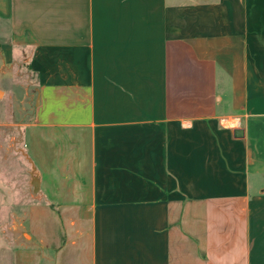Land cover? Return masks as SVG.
Here are the masks:
<instances>
[{"label": "crops", "instance_id": "0c3cea01", "mask_svg": "<svg viewBox=\"0 0 264 264\" xmlns=\"http://www.w3.org/2000/svg\"><path fill=\"white\" fill-rule=\"evenodd\" d=\"M22 69L23 264H264V0H0V107Z\"/></svg>", "mask_w": 264, "mask_h": 264}, {"label": "rangeland", "instance_id": "374dc122", "mask_svg": "<svg viewBox=\"0 0 264 264\" xmlns=\"http://www.w3.org/2000/svg\"><path fill=\"white\" fill-rule=\"evenodd\" d=\"M21 76L24 84L30 86L28 95L18 91L17 98L0 107V264H23L15 254L16 235L12 232L17 218L37 193V187L33 189L32 185L36 183L32 168H47L48 143L39 145L28 135L21 141L22 127L31 119L34 105L29 94L34 78L26 69H22ZM24 237H28L26 233Z\"/></svg>", "mask_w": 264, "mask_h": 264}, {"label": "water", "instance_id": "95a60500", "mask_svg": "<svg viewBox=\"0 0 264 264\" xmlns=\"http://www.w3.org/2000/svg\"><path fill=\"white\" fill-rule=\"evenodd\" d=\"M32 170H33V168H32ZM33 185L35 186V182H33Z\"/></svg>", "mask_w": 264, "mask_h": 264}]
</instances>
